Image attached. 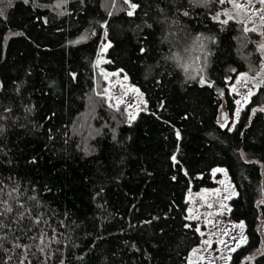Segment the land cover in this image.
<instances>
[{"label":"trees","instance_id":"1","mask_svg":"<svg viewBox=\"0 0 264 264\" xmlns=\"http://www.w3.org/2000/svg\"><path fill=\"white\" fill-rule=\"evenodd\" d=\"M225 6L0 0V201L13 209L0 215V264H186L199 240L186 191L209 185L215 165L244 222L228 264H264V79L221 125L219 105L234 110L228 79L259 65L255 35ZM104 36L107 65L146 99L132 121L101 93Z\"/></svg>","mask_w":264,"mask_h":264},{"label":"rangeland","instance_id":"2","mask_svg":"<svg viewBox=\"0 0 264 264\" xmlns=\"http://www.w3.org/2000/svg\"><path fill=\"white\" fill-rule=\"evenodd\" d=\"M225 2L226 6L223 9L225 17L231 16L242 24L244 29H249L255 35L253 41L259 54V65L254 71L239 70L227 81L229 91L235 96L234 110L232 113L228 112L222 102L219 105L217 120L221 125L231 128L241 107L248 101L250 93L264 79V4L259 0ZM108 45L109 41L104 36L95 58V68L104 79L101 93L109 104H123L129 121H132L139 112L147 110L146 99L140 87L131 82L121 68H111L107 65L105 52ZM216 169L221 171H214ZM210 179L209 185L193 188L189 184L186 191V216L194 224L199 235L198 242L187 252L186 264H228L232 252L230 249L236 248L238 241H241L240 244L245 241H242V238H245L243 220L234 219L230 215V199L236 194V188L229 179L226 168L221 165L213 166L210 170ZM256 202L257 204L264 202V187L261 197ZM241 223L243 228L238 227Z\"/></svg>","mask_w":264,"mask_h":264},{"label":"snow or ice","instance_id":"3","mask_svg":"<svg viewBox=\"0 0 264 264\" xmlns=\"http://www.w3.org/2000/svg\"><path fill=\"white\" fill-rule=\"evenodd\" d=\"M25 2L27 3L28 0H25ZM125 2H128V0H125ZM220 2L221 3H224L225 0H220ZM259 2L261 4H264V0H259ZM130 7L132 9H134L136 7V5L132 4V5H130ZM237 7H239V6H237ZM128 14L129 15H132L133 13L131 11H129ZM0 15H2V12H0ZM231 18L232 17L229 16V19H231ZM223 23L224 24H227L228 23V20H224ZM244 30L245 31H248L249 29L245 28ZM201 83H206V81H204L203 79H201ZM237 103H239V101H237ZM261 111H264V109H261ZM177 136H179V133L178 132H177ZM172 159L175 160L176 159L175 156H173ZM214 171H221V170L220 169H216ZM0 204H3V209H2V212H0V215H3L4 213H10V212L13 211L12 207L10 205H8L6 201H0ZM209 207H211V205H209ZM24 216H25V213L24 212H21V213H19V217L18 218L20 220H22V219H24ZM37 223H39V220H37ZM2 227H4V225H3L2 221H0V228H2ZM238 227L243 228V224L241 223L240 225H238ZM38 238L40 239L41 244H43L44 243V234H41V236L38 237ZM0 239H2V238H0ZM16 239L18 240L19 237H17ZM33 239H36V237H33ZM233 239H236V237H233ZM243 240H246V238H242V241ZM240 242L241 241H238V243L236 245L237 247H239ZM205 243H207V241H205ZM0 247H2V245H0ZM14 247H18V248H30L31 245H22V244L16 243V244H14ZM37 247L39 248V251H41V252L44 251V249L42 247H39V245H37ZM230 250L231 251H235V248L230 249ZM193 251L195 252L196 250L194 249ZM249 259H251V258H249ZM20 264H23V261H21Z\"/></svg>","mask_w":264,"mask_h":264},{"label":"water","instance_id":"4","mask_svg":"<svg viewBox=\"0 0 264 264\" xmlns=\"http://www.w3.org/2000/svg\"><path fill=\"white\" fill-rule=\"evenodd\" d=\"M221 114H222V119H223V118H224V114H223V111H222V113H221Z\"/></svg>","mask_w":264,"mask_h":264}]
</instances>
